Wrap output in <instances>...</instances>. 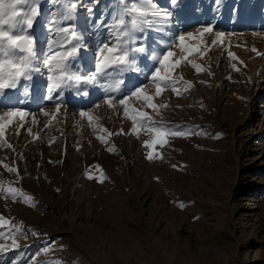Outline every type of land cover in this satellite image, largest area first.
I'll return each mask as SVG.
<instances>
[{
  "label": "rangeland",
  "instance_id": "374dc122",
  "mask_svg": "<svg viewBox=\"0 0 264 264\" xmlns=\"http://www.w3.org/2000/svg\"><path fill=\"white\" fill-rule=\"evenodd\" d=\"M33 5L40 15L25 30L41 57L50 39H64L54 29H72L87 44L73 64L80 72L95 70L120 20L142 27L124 0ZM152 9L134 33L133 46L147 50L138 71L50 93L45 70L4 90V111L28 115L22 126L0 121V264H264V0H152ZM189 33L185 44L200 50L184 53L176 90L149 89L155 108H142L163 126L158 139L133 123L142 99L129 100L128 117L115 100L150 84L151 57Z\"/></svg>",
  "mask_w": 264,
  "mask_h": 264
},
{
  "label": "snow or ice",
  "instance_id": "6c2138e0",
  "mask_svg": "<svg viewBox=\"0 0 264 264\" xmlns=\"http://www.w3.org/2000/svg\"><path fill=\"white\" fill-rule=\"evenodd\" d=\"M176 2L177 0H172L173 4H176ZM124 4L127 14L137 16L142 27L138 29L136 22L133 21V27L130 29L124 20H120L119 24L116 25L119 31L114 34L110 33L112 39L97 48L95 70L87 73L75 70L73 67L74 62L82 57V49L87 48L82 35L69 28L54 29L55 36H63L64 39H50L47 44V51L41 57L37 41L30 32L25 30L33 29L35 18L40 15V9L33 5V0H11L7 4L5 0H0V103L7 96L5 89L17 90L22 82L32 80L35 75L43 77L45 70L50 93H58L73 85L77 87L81 85L96 86L100 84L102 79L107 78L111 71L117 69L121 72L126 70L138 71L139 69L135 67L136 58L140 55H147V50L133 46L134 33L136 30L143 31L149 27V17L154 14L152 0H144L143 4H130L128 0H124ZM22 5L27 6L29 11H20L18 6ZM72 10H75V5L72 6ZM162 15L166 16L167 13H162ZM52 23H55V21H52ZM4 25L8 26L7 31L4 29ZM212 31L213 29L210 26L199 30L201 37L205 33H212ZM186 40L193 41L195 37L192 33L187 36L181 35L179 36L178 45H168L162 49L160 55L151 57L152 69L154 70L152 71L150 84L135 88L125 99L115 100L116 110L119 111V106L122 105L123 114L128 117L129 100L133 98L142 99L141 109L133 110V123L154 128L158 139L165 134L160 131L163 126L156 125L142 108H155L153 95L147 94L149 89L154 90L155 96L161 95L162 92L168 89L176 90L178 81L174 78L173 73L181 66V62L187 59V56H191L200 50L198 44L186 45ZM68 45L71 47H67ZM173 47L181 49L182 55L179 60L172 59L175 55L171 50ZM48 99L51 100L53 97L49 96ZM103 105L112 109L114 99H105ZM100 106L97 105L98 108ZM59 110L57 107L56 111L59 112ZM0 111H4L2 106H0ZM27 115L28 113L23 110L4 111V115L0 116V121L7 120L11 123L13 119L18 118L17 123L22 126V122L25 121ZM44 115L48 116L49 113L44 112ZM80 115L87 116L89 121L92 119L88 113L82 112ZM32 120L35 121V117H32ZM133 131L135 132V128ZM167 131L177 136L185 135L183 131H174L170 128ZM3 132L4 125L0 124V135H3ZM146 147H151V145H146ZM151 158L149 156V159ZM13 243H15V239ZM5 251L7 249L0 246V252Z\"/></svg>",
  "mask_w": 264,
  "mask_h": 264
},
{
  "label": "crops",
  "instance_id": "0c3cea01",
  "mask_svg": "<svg viewBox=\"0 0 264 264\" xmlns=\"http://www.w3.org/2000/svg\"><path fill=\"white\" fill-rule=\"evenodd\" d=\"M111 262H112V260H111Z\"/></svg>",
  "mask_w": 264,
  "mask_h": 264
}]
</instances>
